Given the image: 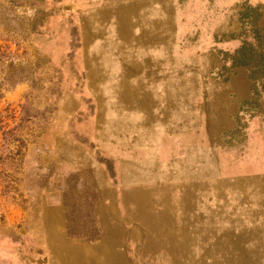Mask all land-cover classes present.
Listing matches in <instances>:
<instances>
[{"label":"rangeland","instance_id":"374dc122","mask_svg":"<svg viewBox=\"0 0 264 264\" xmlns=\"http://www.w3.org/2000/svg\"><path fill=\"white\" fill-rule=\"evenodd\" d=\"M256 42L264 0H0V264H264Z\"/></svg>","mask_w":264,"mask_h":264},{"label":"trees","instance_id":"16d2710c","mask_svg":"<svg viewBox=\"0 0 264 264\" xmlns=\"http://www.w3.org/2000/svg\"><path fill=\"white\" fill-rule=\"evenodd\" d=\"M246 52L251 53L250 56H246ZM239 53L242 55L240 64L246 66L248 79L252 82L255 94L258 95L257 112L262 113L264 111V46L259 42L252 45L244 44ZM249 60L251 64L246 63Z\"/></svg>","mask_w":264,"mask_h":264},{"label":"bare ground","instance_id":"6f19581e","mask_svg":"<svg viewBox=\"0 0 264 264\" xmlns=\"http://www.w3.org/2000/svg\"><path fill=\"white\" fill-rule=\"evenodd\" d=\"M106 255V254H105ZM109 255V254H108ZM107 256V255H106Z\"/></svg>","mask_w":264,"mask_h":264}]
</instances>
